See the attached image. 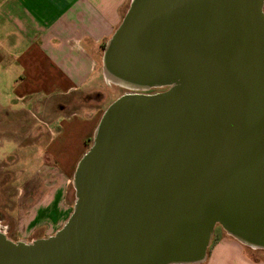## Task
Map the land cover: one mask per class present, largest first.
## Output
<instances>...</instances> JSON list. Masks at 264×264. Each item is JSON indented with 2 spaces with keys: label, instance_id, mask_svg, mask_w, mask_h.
Returning a JSON list of instances; mask_svg holds the SVG:
<instances>
[{
  "label": "water",
  "instance_id": "water-1",
  "mask_svg": "<svg viewBox=\"0 0 264 264\" xmlns=\"http://www.w3.org/2000/svg\"><path fill=\"white\" fill-rule=\"evenodd\" d=\"M264 0H130L101 72L124 93L78 160L71 213L0 264H202L214 228L264 250Z\"/></svg>",
  "mask_w": 264,
  "mask_h": 264
},
{
  "label": "rangeland",
  "instance_id": "rangeland-1",
  "mask_svg": "<svg viewBox=\"0 0 264 264\" xmlns=\"http://www.w3.org/2000/svg\"><path fill=\"white\" fill-rule=\"evenodd\" d=\"M15 74H0V226L4 231L0 230L13 241L29 242L53 234V227L59 229L71 213L73 172L98 122L90 115L97 110L100 118L108 104L127 90L106 83L104 94L75 91L53 96L38 91L21 94L23 100H18L10 89ZM96 75L102 78L101 61ZM33 100L35 105H30ZM42 100L41 111L37 101ZM8 104L12 111L5 107ZM17 140L22 145H15ZM32 140L35 145H30ZM6 169L9 177L3 174ZM224 234L216 225L208 249ZM243 247L249 258L264 259V250Z\"/></svg>",
  "mask_w": 264,
  "mask_h": 264
},
{
  "label": "crops",
  "instance_id": "crops-1",
  "mask_svg": "<svg viewBox=\"0 0 264 264\" xmlns=\"http://www.w3.org/2000/svg\"><path fill=\"white\" fill-rule=\"evenodd\" d=\"M129 1L0 0V74L18 73L10 88L14 97L23 100L21 94L38 91L53 96L104 94L106 82L96 75V64ZM37 103L42 111L43 100ZM96 112L90 116L99 120ZM202 264H264V259L249 258L242 244L224 234Z\"/></svg>",
  "mask_w": 264,
  "mask_h": 264
},
{
  "label": "flooded vegetation",
  "instance_id": "flooded-vegetation-1",
  "mask_svg": "<svg viewBox=\"0 0 264 264\" xmlns=\"http://www.w3.org/2000/svg\"><path fill=\"white\" fill-rule=\"evenodd\" d=\"M4 142H6V143H11L12 142V140H7V141H4ZM13 142H16V141H13ZM12 142V143H13ZM17 142H18V144L17 143H14L15 145H20L21 143H19V141L17 140ZM30 143V145H35L36 144V141L35 140H32V141H30L29 142ZM22 145V144H21ZM10 167V165L9 166H7V167H5V168H9ZM10 169V168H9ZM9 173H10V171H8V169H6L5 170V172L3 173L4 175H9ZM10 176V175H9ZM8 176V177H9ZM4 179V178H3ZM0 220H3V215L0 213ZM0 228L4 231V229H3V227L2 226H0ZM1 231V230H0ZM2 232V231H1Z\"/></svg>",
  "mask_w": 264,
  "mask_h": 264
},
{
  "label": "trees",
  "instance_id": "trees-1",
  "mask_svg": "<svg viewBox=\"0 0 264 264\" xmlns=\"http://www.w3.org/2000/svg\"><path fill=\"white\" fill-rule=\"evenodd\" d=\"M103 46H104V44L101 46V48H103ZM213 243H214V242H213ZM213 243H212V244H213Z\"/></svg>",
  "mask_w": 264,
  "mask_h": 264
}]
</instances>
